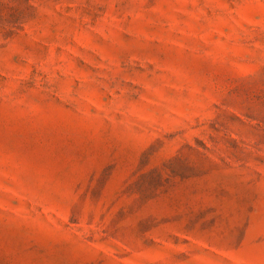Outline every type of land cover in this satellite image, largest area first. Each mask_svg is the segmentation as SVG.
Segmentation results:
<instances>
[{
  "label": "rangeland",
  "instance_id": "rangeland-1",
  "mask_svg": "<svg viewBox=\"0 0 264 264\" xmlns=\"http://www.w3.org/2000/svg\"><path fill=\"white\" fill-rule=\"evenodd\" d=\"M0 264H264V0H0Z\"/></svg>",
  "mask_w": 264,
  "mask_h": 264
}]
</instances>
